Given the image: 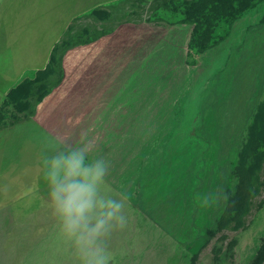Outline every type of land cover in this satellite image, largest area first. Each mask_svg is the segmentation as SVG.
Returning a JSON list of instances; mask_svg holds the SVG:
<instances>
[{"label": "rangeland", "instance_id": "rangeland-1", "mask_svg": "<svg viewBox=\"0 0 264 264\" xmlns=\"http://www.w3.org/2000/svg\"><path fill=\"white\" fill-rule=\"evenodd\" d=\"M163 1L0 3V264H76L42 179V158L57 142L87 143L109 163L106 182L126 216L108 237L110 264L252 258L264 232V186L238 229L216 227L264 97V2L221 25L217 45L189 55L190 25ZM76 33L90 42L67 46ZM56 43L49 93L23 112L3 104ZM260 174L264 181V162Z\"/></svg>", "mask_w": 264, "mask_h": 264}, {"label": "trees", "instance_id": "trees-1", "mask_svg": "<svg viewBox=\"0 0 264 264\" xmlns=\"http://www.w3.org/2000/svg\"><path fill=\"white\" fill-rule=\"evenodd\" d=\"M264 0H165L162 7L179 17L190 25V32L186 40V50L202 53L212 46L217 45L224 35L219 32V27L224 23H232L243 14ZM92 13L97 16L109 14L108 11L94 8ZM264 22V13L262 15ZM98 36V34H97ZM66 45H81L90 42V39H82L81 34H75L73 39L67 38ZM58 43L54 44L47 63L44 67L31 72L32 75L19 81L6 92V100L17 110L23 112L28 108L32 100L40 101L49 93L47 79L55 71L57 62ZM5 108L0 109V124L3 121ZM264 162V97L258 104L252 122L248 126L247 135L238 153L237 161L233 169V182L228 191V203L217 224L216 230L231 227L238 229L245 214L250 211L251 200L260 192L264 181L261 178V170ZM262 206L264 203H261ZM236 239H233L228 250H232ZM246 264H264V232L256 246L252 258Z\"/></svg>", "mask_w": 264, "mask_h": 264}, {"label": "clouds", "instance_id": "clouds-1", "mask_svg": "<svg viewBox=\"0 0 264 264\" xmlns=\"http://www.w3.org/2000/svg\"><path fill=\"white\" fill-rule=\"evenodd\" d=\"M57 145L41 167L59 234L70 243L76 264H110L108 237L126 216L124 199L106 182L109 163L87 143Z\"/></svg>", "mask_w": 264, "mask_h": 264}, {"label": "crops", "instance_id": "crops-1", "mask_svg": "<svg viewBox=\"0 0 264 264\" xmlns=\"http://www.w3.org/2000/svg\"><path fill=\"white\" fill-rule=\"evenodd\" d=\"M0 3L3 4V0H0ZM2 4H1V5H2ZM47 60H48V58H47ZM46 63H47V62H46ZM44 66H45V65H44ZM44 66H43V67H44ZM25 67H26V66H25ZM41 68H42V67H41ZM31 69H33V70H37V69H39V68H36V69H35V68H31ZM24 70H25V68L22 69V72H23ZM12 86H13V85H11V87H12Z\"/></svg>", "mask_w": 264, "mask_h": 264}]
</instances>
